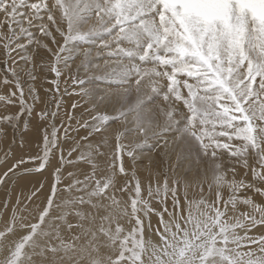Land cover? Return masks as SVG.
<instances>
[{
  "label": "snow or ice",
  "instance_id": "6c2138e0",
  "mask_svg": "<svg viewBox=\"0 0 264 264\" xmlns=\"http://www.w3.org/2000/svg\"><path fill=\"white\" fill-rule=\"evenodd\" d=\"M0 48L9 89L0 102L19 103L15 115L0 117V140L5 126L21 131L22 117L23 130L36 120L34 137H42V153L15 159L0 185L37 161L26 171L51 177L50 191L31 193L30 204L46 202L29 215L19 197L10 217L5 203L0 264H264V233L252 234L264 227L256 199L264 201V0H0ZM41 48L48 55L39 67L52 76L47 100L56 103L37 112ZM74 52L77 73L98 72L92 79L108 83L103 94L60 92ZM73 83L86 82L74 75ZM114 92L123 93L121 105L101 112ZM73 94L93 100L91 119L75 115L79 101L67 111L63 97ZM61 141L72 145L68 159ZM161 142L166 160L173 145L180 149L178 164L142 180L136 161ZM193 160L208 164L207 188L177 174L188 164L190 175ZM69 164L90 171L65 174Z\"/></svg>",
  "mask_w": 264,
  "mask_h": 264
},
{
  "label": "rangeland",
  "instance_id": "374dc122",
  "mask_svg": "<svg viewBox=\"0 0 264 264\" xmlns=\"http://www.w3.org/2000/svg\"><path fill=\"white\" fill-rule=\"evenodd\" d=\"M29 50L32 51L31 46H30ZM38 52L40 54V55H38V58H39L38 60H39V65H40V63H41L40 57L41 56H47L48 54L42 48L38 49ZM65 55H67V53H65ZM21 63H23V62H21ZM4 68H5V65L3 63V49L0 48V69H4ZM72 68H73V64L70 62V67L63 74L64 79L61 80L62 83L60 85V92H63L65 87H67L69 89V91L72 93H75V90H79L80 92H83V88H82L83 86L81 87V85H79V84H74L73 79H72V77L74 75H78L80 78H82V76H83L82 72L79 71L81 73H79V72L77 73L76 72L77 69L75 70L74 68L73 69ZM74 70H75V72H74ZM3 75H4V73L2 71H0V94L7 93L9 91V89L7 87H5L2 83ZM46 78L50 80V79H52V76L49 75ZM46 78H43L44 79L43 82L39 81V78H37V80L35 81V84H36L35 87H36V89L39 88V90L41 92H43V94L45 96L46 104H48L50 106V110H52V108H54L56 101L55 100H52V101L47 100L48 93L46 92V89L52 88V85L50 83H45ZM25 79H27V78H25ZM82 79L85 80L84 77ZM63 81H67V84L65 85L63 83ZM28 83H32V81L28 80ZM39 83H41V84H39ZM87 86H88V84H87ZM25 92L27 94V84H25ZM57 95H58V93H57ZM136 99L137 98L134 96V94H131L129 96V101L131 103L133 101H135ZM63 100H64V104L69 108V112H72V103L75 101H79L80 107H77L75 109V115L78 118L82 117L83 119H91V115H92L91 108L93 107V100H90L87 96L75 95V94H73L72 96L65 95L63 97ZM96 101H97V99H96ZM29 103H31L30 98H29ZM41 103H43V102H41ZM40 106H41V104H40ZM36 108H37V112L42 110V109L39 110L37 105H36ZM18 111H19L18 101L15 105H5L3 102H0V117H4L6 115H15ZM100 111L101 112L107 111L110 114L113 113V109H110L108 106H104L103 104H102V106H100ZM64 115H65L64 110L61 109L60 117H58L56 120L57 125H59L61 123V118H65ZM24 119H26V117L21 118V131L19 133H14V130L10 126H5L7 129V138L0 140V161H1V159L2 160L4 159L1 162L5 161V158H6L5 154L9 153V149L12 150L7 156V160L9 163H10V161H12L11 159H13V163H14L15 159H18L21 157L20 155H22V156L24 155L23 157H26V159H27V157H29V156H36V155L42 153V137L36 138L35 140H33L32 142H34V141L35 142H34V144L30 143V146H28L29 144L27 141L28 140L27 139V133L29 132V130L32 129V127H34V125L38 121L29 120L30 127H29V130L27 132H25L23 130ZM73 124H75V121H73ZM124 127H125V125H118V128L121 130H123ZM83 135H84V133L81 132V136H83ZM109 135H111V133H109ZM135 140L137 142H139L141 140V138L136 137ZM21 141L25 142V145H24L25 149L23 148V150L21 149ZM130 142H132V141L131 140L125 141V143H130ZM85 143H87V142H85ZM150 143L155 144L156 141H150ZM113 144H114V141H113ZM71 147H72L71 143H66L65 147H64L65 153L68 154V150ZM24 150H26V153H23ZM164 152H165V150H164ZM164 152H163V150L161 151V153H160L161 156L156 161L155 160H147L140 155L139 159L136 161L137 173L139 171H145V172H148V174L151 172L154 176V174H156V173L163 172V170H165V168L168 166L169 163H171V165H173L174 167L177 166V164H178L177 155L178 154L174 155V152L172 151L173 153L172 152L170 153V160H166V159H164L165 157L162 156V153H164ZM146 153H151V148H145L143 150V154H146ZM17 156H18V158H16ZM66 159H68V156L66 157ZM71 159L75 160L76 158L71 157ZM58 161L59 160H57V163H58ZM126 161H127V158H126ZM191 162H189V163L191 164ZM38 163H39V161H37L35 164L27 163V164L21 165V167L19 169H16V174L14 176L12 173H9V176L11 177V179H7L6 183L4 185H0V212H5V203L8 202L10 199V203H8L7 212L5 213L6 216L10 217L14 207L17 204L18 197L21 200V204H20L21 210L24 209L25 205H28V209L30 206H32L28 212H23L24 215H29V212H32V210L35 211V207L41 203V200H44L46 202V197H41V200H39V201H37L36 197H32V200L34 201V203H31V204L29 203V197L34 190L37 191V193H39L40 191H44L45 193H47L48 191H50V188H51V177H50V175L46 177L47 174L41 175L39 173L40 174L39 175L38 172H35V171H32V172H30V174L29 173L27 174L26 170L27 169H35L38 166ZM225 165L227 166V161H225ZM76 166L74 164L67 165V167L65 169V174L67 172L90 171V168L88 167V165H76ZM198 166L203 167V169L198 168ZM74 167L76 169H74ZM187 167H188V164H185L183 166V168H178L177 174L179 176H181L182 178H186L188 180V182L193 186H195L199 182H203L205 188H207V184H208V182L211 181V178H212L211 173H210V176H208V175L207 176H201V177H198V176L204 172H210L211 171L208 168V164L207 163L195 164V165L191 164L192 169L193 170L195 169V170L190 175L187 173ZM183 170H184V172H183ZM5 171L6 170L0 171V175H2ZM240 173H241V175H243V169L240 170ZM21 175H25L28 177H23L21 179ZM192 175H193V177H190ZM18 178H19V180H18ZM25 178H28V179H25ZM23 179H25V180H23ZM248 179L251 180L250 174L248 176ZM68 182H69L68 180H65V183H68ZM41 184L44 185L43 189L40 188ZM191 191H192V189H190V193H191ZM257 198L260 200L259 197H257ZM35 203H37V204L35 205ZM168 206H169V209H171V197L170 196L168 198ZM156 207L162 208L161 205H156ZM240 209H244V207L241 206ZM32 214L34 216V212ZM0 227H3V224H0Z\"/></svg>",
  "mask_w": 264,
  "mask_h": 264
},
{
  "label": "bare ground",
  "instance_id": "6f19581e",
  "mask_svg": "<svg viewBox=\"0 0 264 264\" xmlns=\"http://www.w3.org/2000/svg\"><path fill=\"white\" fill-rule=\"evenodd\" d=\"M69 47H71V45H69ZM87 47H89V45H83V48H87ZM78 51H79V49H78ZM73 56L75 57V63H72L73 64V68L76 70V69H78V68H81L82 69V65H81V59H82V57L81 56H78L77 55V53H73ZM39 58H38V55L37 56H35L34 57V62L36 63V65H37V69L35 70L36 71V73H37V75H38V78H39V81H41V82H43L44 81V79L43 78H46L45 77V74H44V72L41 70V68L39 67V60H38ZM93 59L94 60H99L100 58L99 57H96L95 56V53H93ZM72 68V69H73ZM75 70H74V72H75ZM77 72V71H76ZM81 72H82V78L84 77L85 78V85L82 87L83 88V90H84V88H87V89H94V90H98V91H101V94H103V92H102V90L103 89H106V88H108V83L107 82H104V81H99V80H95V79H92L94 76H97V75H99V73L98 72H88V71H85V70H81ZM81 72H79V73H81ZM49 75H51V74H47V77L49 76ZM72 77V76H71ZM64 79V77L62 76L61 77V80H63ZM72 79H73V77H72ZM92 80V83L91 84H89V83H87V81H89V80ZM35 83V82H34ZM39 84H41V83H39ZM38 84V85H39ZM87 84H88V86H87ZM36 85V84H35ZM37 91H38V93H39V95H40V97H41V102H43V103H41L40 101L36 104L37 106H38V109L40 110V109H43L44 107H45V105H46V100H45V96H44V94H43V92H41L40 90H39V88L37 89ZM45 92V91H44ZM76 92H80L79 90H75V93ZM131 94H134V96L137 98V92L135 91V90H133L132 92H131ZM123 95V93H112V95H111V97H110V99L109 100H107L106 102H104V103H102L104 106H108L110 109H114L115 107H119L120 105H121V96ZM96 99H97V102H98V97H96ZM136 101V100H135ZM135 101H133L132 103L129 101V97H128V105H131V104H134L135 103ZM40 104H41V106H40ZM102 104L100 105V106H102ZM65 107L67 108V111L69 112V108L65 105ZM62 110H64L63 108H62ZM36 111H37V108H36ZM61 113V112H60ZM65 113V112H64ZM63 114V113H62ZM65 116V115H64ZM65 119H66V117H65ZM33 121V120H32ZM32 125V124H31ZM118 127V126H117ZM27 141H28V146H30V143H32V144H34V142H32L33 140H35L36 138L34 137V134H33V127H32V129L31 130H29V132L27 133ZM168 139H169V141L171 142V137H168ZM29 141H30V143H29ZM27 144V143H26ZM65 144L66 143H64L63 141H61V147L64 149V147H65ZM173 148H175V151H173L174 152V155H177V154H179V151H180V149L178 148V147H176L175 145H173L172 146ZM25 149V148H24ZM27 150V149H26ZM26 150H24V152L23 153H26ZM163 150V152H164V150H165V148L162 146V143H161V146L154 152L152 149H151V153H146V154H143V155H141L143 158H145V159H147V160H157V159H159L160 158V153H161V151ZM172 152V153H173ZM59 152L57 151L56 152V157H57V160H59ZM76 155L77 154H75V153H73V155H72V157L73 158H76ZM20 156H22V155H20ZM19 156V157H20ZM24 156V155H23ZM64 156H65V159H66V157L68 156V154L67 153H65V150H64ZM163 156V155H162ZM4 157V156H3ZM16 158H18V156L16 157ZM25 159H26V157H24ZM165 159V158H164ZM4 160V159H3ZM2 159H1V161H3ZM12 161H10V163L8 162V163H4V162H1L0 161V171H2V170H7V168L8 167H10V165L13 163V159H11ZM225 161H227V159L225 158ZM157 163V162H156ZM159 163V162H158ZM126 164H127V161H126ZM191 164L192 165H195L196 163H195V161H192L191 162ZM76 166V165H75ZM187 166V165H186ZM77 167V166H76ZM198 168H200V169H203V167H201V166H198ZM197 168V169H198ZM74 169H76L75 167H74ZM195 170V169H194ZM193 170V171H194ZM192 171V172H193ZM182 172V171H181ZM183 172H184V170H183ZM29 172H27V174H28ZM210 173H211V171L210 172H204V173H202V174H200L198 177H201V176H210ZM30 174V173H29ZM39 174V173H38ZM37 174V175H38ZM26 175V174H25ZM25 175H21V179L23 178V177H28V176H25ZM40 175V174H39ZM138 175L141 177V179L142 180H145L146 181V178L148 177V172H145V171H139L138 172ZM31 176V175H30ZM36 176V175H35ZM47 176H49L48 174L46 175V177ZM37 177V176H36ZM190 177H193V175L192 176H190ZM20 178V177H19ZM19 178H18V180H19ZM25 179H28V178H25ZM25 179H23V180H25ZM17 180V181H18ZM22 180V181H23ZM20 182V181H19ZM35 182V181H34ZM17 185V184H16ZM22 196V195H21ZM257 199V201L258 202H264V201H260L258 198H256ZM37 201H39V200H37ZM38 203V202H37ZM37 203H35V205L37 204ZM33 205V204H32ZM32 206H30L29 207V210H30V208H31ZM241 211H247V209H240ZM155 223H156V218L155 217H153V224L155 225ZM262 233H264V227H260V228H257V229H255V230H253V233L252 234H254V235H260V234H262ZM153 239H156V237L155 236H153L152 237ZM3 259V256H0V260H2Z\"/></svg>",
  "mask_w": 264,
  "mask_h": 264
}]
</instances>
